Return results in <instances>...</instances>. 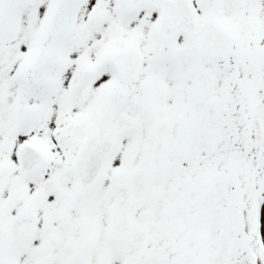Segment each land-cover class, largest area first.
Listing matches in <instances>:
<instances>
[{
  "label": "snow or ice",
  "instance_id": "1",
  "mask_svg": "<svg viewBox=\"0 0 264 264\" xmlns=\"http://www.w3.org/2000/svg\"><path fill=\"white\" fill-rule=\"evenodd\" d=\"M0 264H264V0H0Z\"/></svg>",
  "mask_w": 264,
  "mask_h": 264
}]
</instances>
